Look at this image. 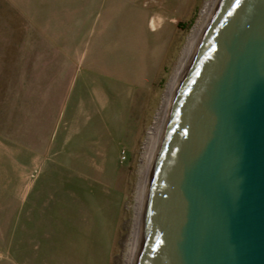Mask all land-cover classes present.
Returning <instances> with one entry per match:
<instances>
[{
    "label": "rangeland",
    "instance_id": "1",
    "mask_svg": "<svg viewBox=\"0 0 264 264\" xmlns=\"http://www.w3.org/2000/svg\"><path fill=\"white\" fill-rule=\"evenodd\" d=\"M184 1L73 0L74 20L66 27L64 19L55 20L57 14L64 18L66 0H0V264L3 231L17 221L21 159L25 155L28 165L35 155L47 157L61 137L57 159L76 163L78 145L96 134L112 138L101 200L105 211L94 208L92 196L89 205L83 202L89 214L70 198L67 235L75 238L79 226L104 224L111 263L125 264L143 146L206 0H189L185 7ZM167 27L164 59L146 90L137 78ZM9 231L12 236L14 229Z\"/></svg>",
    "mask_w": 264,
    "mask_h": 264
},
{
    "label": "water",
    "instance_id": "2",
    "mask_svg": "<svg viewBox=\"0 0 264 264\" xmlns=\"http://www.w3.org/2000/svg\"><path fill=\"white\" fill-rule=\"evenodd\" d=\"M135 264H264V0H217L175 91Z\"/></svg>",
    "mask_w": 264,
    "mask_h": 264
},
{
    "label": "crops",
    "instance_id": "3",
    "mask_svg": "<svg viewBox=\"0 0 264 264\" xmlns=\"http://www.w3.org/2000/svg\"><path fill=\"white\" fill-rule=\"evenodd\" d=\"M3 2L7 5L26 4V0ZM188 4L189 0H185L184 7ZM65 7L64 18L57 14L55 20H65L66 27L72 26L73 0H66ZM108 18L109 14L106 15L103 25H107ZM175 19L180 20L174 18L172 22ZM169 27L164 32L161 31L159 41L150 47L151 55L139 72L137 83H141L146 90L154 82L163 62L169 43ZM98 100L99 105L105 108L107 102L103 93H99ZM107 101L109 102L108 99ZM68 131L70 135V129ZM59 138L61 137L53 145V153L48 149L47 157L40 158L35 155L34 161L27 165L24 155L19 162L17 221L12 223L13 227L8 224L3 231L1 252L4 264H112V252L109 249L107 253L105 244L104 224L79 226L75 238L67 235V229L71 227V204L68 205L70 198L77 200L82 206L79 209L89 214L88 197L92 196V202L97 204L94 208L97 207L96 210L104 214L105 206L101 200L104 201L106 196V157L112 138L107 137L105 140L96 134L92 141L78 145V151L75 152L78 156L76 163L69 158L63 161L57 159L59 146L56 144ZM62 138L67 149L66 136L63 134ZM82 154H85V158L79 157ZM10 229H14L12 236Z\"/></svg>",
    "mask_w": 264,
    "mask_h": 264
},
{
    "label": "bare ground",
    "instance_id": "4",
    "mask_svg": "<svg viewBox=\"0 0 264 264\" xmlns=\"http://www.w3.org/2000/svg\"><path fill=\"white\" fill-rule=\"evenodd\" d=\"M217 0H206L202 8L200 18L198 19L195 27L189 35L187 44L182 52L177 67L168 83L162 104L157 112L154 123L148 132L141 162L139 166V182L136 192V202L134 205L135 217L132 227L131 236L128 242V250L126 255L125 264H135L138 251L139 235L144 203L150 180L156 152L158 149L159 141L164 129L166 118L169 112L171 102L173 100L175 91L180 83L188 62L200 40V37L205 29V26L210 18V15L216 5Z\"/></svg>",
    "mask_w": 264,
    "mask_h": 264
}]
</instances>
